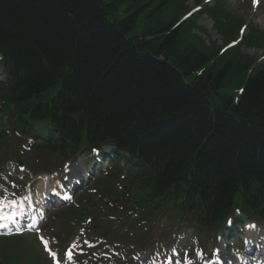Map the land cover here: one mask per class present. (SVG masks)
<instances>
[{"label": "trees", "instance_id": "1", "mask_svg": "<svg viewBox=\"0 0 264 264\" xmlns=\"http://www.w3.org/2000/svg\"><path fill=\"white\" fill-rule=\"evenodd\" d=\"M181 5L0 0V117L21 137L34 126L57 136L35 144L30 164L56 168L109 145L122 169L138 167L121 178L112 166L88 204L105 208L97 192L114 199L122 184L151 213L145 224L169 209L203 230L237 204L252 213L264 200V63L250 76L253 58L239 45L221 54L204 45L193 18L174 22ZM225 9L217 2L204 13L226 45L242 22ZM263 43L253 30L242 42ZM4 134L0 127V146Z\"/></svg>", "mask_w": 264, "mask_h": 264}, {"label": "rangeland", "instance_id": "2", "mask_svg": "<svg viewBox=\"0 0 264 264\" xmlns=\"http://www.w3.org/2000/svg\"><path fill=\"white\" fill-rule=\"evenodd\" d=\"M185 3V8H192L193 7V3L192 0H184ZM214 0H210V1H206L209 6L212 5L214 2ZM217 1V0H216ZM224 4L228 5L230 10L234 13V15L238 16L240 19H243L246 21V23H249L251 26L256 27V29L260 32L264 33V0H259L260 3L257 6H253V3L251 0H221ZM140 28L136 29V33L139 34ZM193 34L197 37H199L201 39V41L205 44L208 43H216V41L219 39L217 34H215L213 28H212V23L211 21L205 17V16H201L200 18L197 19L196 21V29L193 31ZM242 53L243 54H247V55H254V56H261L262 54V50L256 51V50H250V49H246V48H242ZM81 163H84V159L83 158H79L75 163L74 166L77 170H79ZM16 176H20L19 175V171L16 170V173H14ZM62 177V174H60ZM40 176L43 175H34L33 177H31L27 183V186L25 188V191L22 192L19 196H15L14 199H17V202H22L25 204V207L27 208L28 205H32L33 201L28 202L31 198L36 197L38 195V187L41 184V179ZM13 197V193L11 192L8 195V198ZM6 197L0 196V201H4L6 199H8ZM13 199V200H14ZM9 200V199H8ZM16 202V203H17ZM28 202V204H26ZM109 207L111 208H115L116 204H114L113 202L111 204H108ZM77 218V214L76 215H69L66 219H68L69 221H71L72 223H75ZM127 219L128 218H122L120 220V230L123 228L124 230H126V228H129V224H127ZM48 222V221H47ZM67 222V221H66ZM63 228H65L66 230H69L70 228H72L73 224H70V227L66 228L65 226V221H63ZM86 224V223H85ZM49 224L44 225V234L46 236V238L50 241L51 247L53 246L55 248V250H59L58 252L60 254H62L63 252V246H61L60 244H58L55 241V234L56 231H54V229H48ZM86 226V225H84ZM87 229L89 230V232L92 234L90 235L92 237V241L94 242H98L99 239L103 238L104 239V235H99L97 234L94 230H93V222H91L88 226H86ZM179 228H182L179 226ZM186 229H179L176 231V235H174V240L172 239V237H168L167 234L164 235H159L157 238V241H153L152 238H154L156 236V232H148L147 234L136 238L135 240H127L126 242L127 244V249H129L130 246L133 247V243H142L143 249L145 250H149L151 251V253H147V257L142 260L139 261V264H148L150 262V260H152L153 262H159L161 264V262L163 261H171L170 257L168 256V251L167 248L165 249L164 247H160V250H156L154 249L157 245L156 244H161L163 246H165V242L166 240H173L172 241V245L177 244V247L179 248V246L181 245L180 242H178L179 239H181V237H183L185 235V233L183 232ZM117 231H119V227L117 229ZM197 234V231H193L192 233H189V237H187L188 241L190 242H194L195 241V236ZM107 236V235H106ZM114 233L110 232L109 233V237H113ZM34 237L30 236L29 237V241L34 245V247L37 249V253H33L31 252L29 246H27V241L25 239H19V240H15V241H11V240H4V241H0L1 244L0 246L3 248L4 251V255L0 256V263L1 264H50L49 260L46 258L47 256L41 251L39 245L34 241L33 239ZM201 243L203 244L202 248H201V256H200V252L198 247L194 244V248H197V252L199 253L200 256V260L199 258L196 259V264H204L207 260L209 261V258L211 256L212 251L214 250V248L216 247L215 245H213L212 243H210V241H205L204 238H200ZM73 242V243H72ZM70 244V248L68 249L72 255L74 256V261L78 262L80 261V259L75 256V251L80 249V245L82 244L80 242V245L77 244L78 239H74ZM176 242V243H175ZM191 243H188L186 248L189 247ZM58 246V247H57ZM14 248H17L20 251V254L18 255ZM134 248V247H133ZM153 248V249H151ZM173 248V247H172ZM185 249H173L176 250L177 253L180 256L181 251L183 252ZM135 249V248H134ZM217 250H219L218 248H216ZM130 250V249H129ZM137 250V249H136ZM153 250V251H152ZM163 250V251H161ZM165 250V252H164ZM133 252V251H132ZM27 255V258H25V256ZM46 257H45V256ZM191 256V254H190ZM130 260L133 261L135 264L137 263V258L139 257V254H135L134 257L130 256ZM35 258L40 259L41 261H37ZM104 258L105 257H102ZM200 261V262H199ZM153 262L151 264H153ZM172 262V261H171ZM191 264H195V260L192 261Z\"/></svg>", "mask_w": 264, "mask_h": 264}, {"label": "snow or ice", "instance_id": "3", "mask_svg": "<svg viewBox=\"0 0 264 264\" xmlns=\"http://www.w3.org/2000/svg\"><path fill=\"white\" fill-rule=\"evenodd\" d=\"M256 3H257V0H253V6L255 7L256 6ZM14 215V214H13ZM13 215H0V222L2 221H12L13 220ZM4 226L2 223H0V227ZM249 227H254L253 225H249ZM44 245H45V249L47 250V242L46 241H43ZM53 255V259L55 260V254H52ZM199 255V253L197 254ZM69 259H71V255L69 254ZM211 264V262H210Z\"/></svg>", "mask_w": 264, "mask_h": 264}, {"label": "bare ground", "instance_id": "4", "mask_svg": "<svg viewBox=\"0 0 264 264\" xmlns=\"http://www.w3.org/2000/svg\"><path fill=\"white\" fill-rule=\"evenodd\" d=\"M46 191L47 190H45V185H41L40 187H39V196H38V201H37V209L40 211V212H42L43 211V209L45 208V204H43V201H42V198H41V196H43V195H46ZM69 193V192H68Z\"/></svg>", "mask_w": 264, "mask_h": 264}]
</instances>
